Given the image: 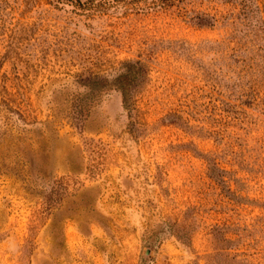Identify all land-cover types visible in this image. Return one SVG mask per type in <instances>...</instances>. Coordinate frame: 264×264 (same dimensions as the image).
Returning <instances> with one entry per match:
<instances>
[{
  "label": "rangeland",
  "instance_id": "374dc122",
  "mask_svg": "<svg viewBox=\"0 0 264 264\" xmlns=\"http://www.w3.org/2000/svg\"><path fill=\"white\" fill-rule=\"evenodd\" d=\"M81 1L0 0V264H264V0Z\"/></svg>",
  "mask_w": 264,
  "mask_h": 264
},
{
  "label": "trees",
  "instance_id": "16d2710c",
  "mask_svg": "<svg viewBox=\"0 0 264 264\" xmlns=\"http://www.w3.org/2000/svg\"><path fill=\"white\" fill-rule=\"evenodd\" d=\"M77 2H82L81 0H76ZM115 0H86L85 2H113ZM136 73L137 72H129V74L122 75L118 78L120 80V85L119 87L121 88L123 92V97H124V104L125 107L130 108V88H128L129 83H131L135 78H136Z\"/></svg>",
  "mask_w": 264,
  "mask_h": 264
}]
</instances>
